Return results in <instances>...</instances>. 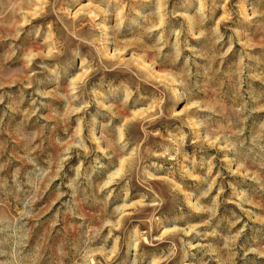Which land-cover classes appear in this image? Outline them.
I'll list each match as a JSON object with an SVG mask.
<instances>
[{
  "label": "rangeland",
  "instance_id": "obj_1",
  "mask_svg": "<svg viewBox=\"0 0 264 264\" xmlns=\"http://www.w3.org/2000/svg\"><path fill=\"white\" fill-rule=\"evenodd\" d=\"M0 264H264V0H0Z\"/></svg>",
  "mask_w": 264,
  "mask_h": 264
},
{
  "label": "clouds",
  "instance_id": "obj_2",
  "mask_svg": "<svg viewBox=\"0 0 264 264\" xmlns=\"http://www.w3.org/2000/svg\"><path fill=\"white\" fill-rule=\"evenodd\" d=\"M200 10L203 11V5L201 6V9ZM148 31L151 32V29H149ZM221 39H223V38L221 37ZM85 107H87V105H85ZM151 119L154 120L155 117H152ZM116 144L120 145L121 148H124V147L127 146L126 143L124 141L120 140V139H118L116 141ZM79 146L80 145H77V147H79ZM213 146H215V145L213 144ZM176 152H177V154H179V147L176 148ZM133 155H137V156L139 155V146H137V149L135 150V152L133 153ZM164 155H168V153L166 152V153H164ZM154 167H158V166H154ZM120 178H123V177H120ZM112 182H113L112 179H110L109 180V183H112ZM137 203H138V205H142L143 204V201H138ZM133 207H135V206H133ZM118 223H119V221H117L116 223H112L111 221H108L105 226H107L108 224H110L112 228H116ZM172 231H182V230H180V229H173ZM142 235L143 234H141V236ZM147 242L148 241H145V243H147Z\"/></svg>",
  "mask_w": 264,
  "mask_h": 264
}]
</instances>
